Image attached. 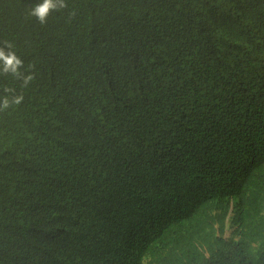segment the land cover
I'll return each instance as SVG.
<instances>
[{
    "label": "trees",
    "instance_id": "trees-1",
    "mask_svg": "<svg viewBox=\"0 0 264 264\" xmlns=\"http://www.w3.org/2000/svg\"><path fill=\"white\" fill-rule=\"evenodd\" d=\"M3 1L4 21L21 24L20 7ZM256 2L264 36V0ZM238 6L211 5L199 24L184 0H147L83 29L24 19L30 27L17 51L34 65L33 80L0 74V101H10L0 111V264H102L106 237L135 232L140 211L158 198L193 209L169 220L139 264H264V189L244 185L264 171V82L257 66L248 71ZM148 32L192 48L171 77L130 68L124 43ZM199 136L208 151L192 142ZM228 215L237 242L195 232Z\"/></svg>",
    "mask_w": 264,
    "mask_h": 264
},
{
    "label": "clouds",
    "instance_id": "clouds-1",
    "mask_svg": "<svg viewBox=\"0 0 264 264\" xmlns=\"http://www.w3.org/2000/svg\"><path fill=\"white\" fill-rule=\"evenodd\" d=\"M10 1L20 7L23 20L21 24L6 23L3 19L4 11L10 6L0 0V34L2 37L0 74L23 79L24 85L27 86L33 80V75H28V71L34 68V65L32 68L29 67L17 49L25 46L26 30L30 26L24 19L28 16H31L36 24L43 27L52 26L63 19L70 25H76L83 29L86 24H99L106 17H121L147 0H119L118 6L115 8L102 7L99 4L101 0H34L28 5L30 0ZM230 1L239 2L235 13L234 27L246 35L248 48L251 52L248 59L249 71L251 67L257 66L258 72L255 76L264 82V36L255 29L258 19L256 0H184V5L191 23L199 24L211 15L209 6L213 5L215 9L219 4ZM27 8L29 12L25 11ZM124 46L130 68L146 79L171 77L177 71L179 62L190 57L193 53L192 48L183 38L173 37L163 32H148L124 43ZM27 58L30 59V57ZM252 72L254 71L252 70ZM4 90L6 92L14 91L9 88ZM22 101L23 96H15L11 103L19 105ZM9 107L10 101L8 97H4L0 101V111ZM125 123L132 125L134 123L133 116L127 115ZM210 141V143L214 142L212 139ZM192 142L208 151L209 145H204L201 136ZM212 154L216 155V152L214 151ZM259 161L264 163V151L261 152ZM239 163L240 168L244 167L243 162ZM261 173V175L252 176L244 183L248 190L261 193V190L264 189V171ZM237 202L235 196H229L228 205L231 210L233 204ZM174 205V199L152 200L140 211L135 232L121 237H106V250L103 253L102 264H139L151 248L153 239L167 229L169 220L182 213L190 214L193 209L192 203L187 209L177 208ZM230 215L225 217L222 223L208 222V224L199 225L195 232L203 237L205 235L214 236L237 242L239 237L235 238L237 235L234 234Z\"/></svg>",
    "mask_w": 264,
    "mask_h": 264
},
{
    "label": "bare ground",
    "instance_id": "bare-ground-1",
    "mask_svg": "<svg viewBox=\"0 0 264 264\" xmlns=\"http://www.w3.org/2000/svg\"><path fill=\"white\" fill-rule=\"evenodd\" d=\"M249 51H250V50H249ZM249 51H248V52H249ZM248 52H247V54H248ZM245 59H246V58H245ZM244 66H245V65H244ZM248 66H249V65H248ZM245 70H246V69H245ZM246 71H247V70H246ZM248 71H249V70H248ZM248 71H247V73H249ZM243 72H244V71H243ZM247 73H244V74H247ZM247 77H248V76H247ZM218 97H219V96H218ZM220 97H222V96H220ZM216 100H218V99H216ZM220 101H221V100H220ZM220 101H219V102H220ZM215 103H216V102H215ZM216 104H218V103H216ZM157 110H158V109H157ZM222 110H223V109H222ZM222 110H221V111H222ZM159 113H160V112H159ZM220 122H221V121H220ZM134 124H135V123H134ZM140 126H141V125H140ZM208 131H210V130H208ZM47 132H48V131H47ZM206 132H207V131H206ZM130 133H131V132H130ZM94 139H95V138H94ZM207 142H208V141H207ZM51 144H52V143H51ZM119 144H120V142H119ZM48 145H49V144H48ZM52 146H53V145H52ZM119 146H120V145H119ZM50 147H51V146H50ZM88 147H89V146H88ZM48 149H50V148H48ZM48 149H47V150H48ZM80 149H81V148H80ZM51 150H52V149H51ZM51 150H50V151H51ZM50 151H49V152H50ZM76 152H77V151H76ZM205 152H206V151H205ZM47 153H48V152H47ZM53 154H54V153H53ZM78 154H79V153H77V155H78ZM65 155H66V154H65ZM46 157H47V156H46ZM72 157H73V156H72ZM89 157H90V156H89ZM75 158H76V157H75ZM86 158H87V156H86ZM47 160H48V159H47ZM65 160H66V159H65ZM67 160H68V159H67ZM52 163H53V161H52ZM51 165H52V164H51ZM53 165H56V164H53ZM49 166H50V165H49ZM52 167H53V166H52ZM63 167H64V166H63ZM131 167H132V166H131ZM64 168H66V167H64ZM61 170H62V169H61ZM64 170H65V169H64ZM63 178H64V177H63ZM62 180H63V179H62ZM64 181H65V179H64ZM99 181H100V180H99ZM49 182H50V181H49ZM127 182H128V181H127ZM54 183H55V182H54ZM62 183H63V182H62ZM164 183H165V182H164ZM34 184H35V183H34ZM41 185H42V184H41ZM61 185H62V184H61ZM36 186H37V185H36ZM38 186H39V185H38ZM32 187H33V186H32ZM42 187H43V186H42ZM45 187H46V186H45ZM39 189H40V188H39ZM42 190H43V189H42ZM51 191H52V190H51ZM57 191H58V190H57ZM25 192H26V191H25ZM38 194H39V193H38ZM31 195H32V194H31ZM40 196H42V195H40ZM40 196H39V197H40ZM20 197H21V196H20ZM23 197H24V196H23ZM30 197H31V196H30ZM41 198H42V197H41ZM71 198H72V197H71ZM71 198H70V199H71ZM31 199H32V198H31ZM38 199H39V198H38ZM38 199H36V200H38ZM57 199H58V197H57ZM25 200H26V202H27V199H25ZM98 200H99V199H98ZM39 201H40V200H39ZM96 201H97V200H96ZM101 201H102V200H101ZM30 202H32V200H30ZM27 203H29V202H27ZM42 204H43V203H42ZM44 204H45V203H44ZM99 204H100V203H99ZM25 205H26V204H25ZM40 205H41V204H39V206H40ZM31 206H32V205H31ZM31 206H30V207H31ZM46 207H47V206H46ZM36 208H37V207H36ZM38 208H39V207H38ZM42 208H43V207H42ZM48 208H49V207H48ZM46 210H47V209H46ZM38 211H39V210H38ZM230 211H231V210H230V208H229V213H230ZM33 212H34V211H33ZM44 212H45V211H44ZM44 212H42V213H43V214H46V213H47V212H46V213H44ZM38 213H39V212H38ZM110 213H111V212H110ZM36 214H37V213H36ZM37 215H38V214H37ZM80 216H81V215H80ZM106 218H107V217H106ZM50 219H51V218H50ZM80 219H81V218H80ZM83 221H84V220H83ZM112 221H113V220H112ZM46 223H47V222H46ZM46 223H45V224H46ZM53 223H54V222H53ZM50 224H51V223H50ZM46 225H47V224H46ZM52 225H53V224H52ZM63 228H64V227H63ZM10 229H11V228H10ZM10 229H9V230H10ZM12 229H13V228H12ZM71 230H72V229H71ZM113 232H114V231H113ZM131 232H132V231H131ZM71 233H72V232H71ZM113 234H114V233H113ZM68 236H69V235H68ZM115 236H117V235H115ZM14 239H15V238H14ZM7 242H8V241H7ZM72 247H73V246H72ZM88 250H89V249H88ZM73 252H74V251H73ZM73 252H72V253H73ZM59 254H60V253H59ZM61 255H62V254H61ZM65 262H66V261H65ZM89 262H90V261H89ZM41 263H42V262H41ZM60 264H61V263H60ZM63 264H65V263H63Z\"/></svg>",
    "mask_w": 264,
    "mask_h": 264
}]
</instances>
